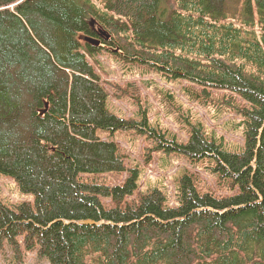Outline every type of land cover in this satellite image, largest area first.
<instances>
[{"label":"trees","instance_id":"16d2710c","mask_svg":"<svg viewBox=\"0 0 264 264\" xmlns=\"http://www.w3.org/2000/svg\"><path fill=\"white\" fill-rule=\"evenodd\" d=\"M103 51L230 93L240 153L195 127L167 149L211 159L231 196L201 194L187 176L174 208L158 193L122 207L137 172L114 188L79 179L124 172L120 146L96 132L135 127L101 106L87 58ZM0 175L34 197L0 204V250L38 246L49 264H264V0H0Z\"/></svg>","mask_w":264,"mask_h":264},{"label":"rangeland","instance_id":"374dc122","mask_svg":"<svg viewBox=\"0 0 264 264\" xmlns=\"http://www.w3.org/2000/svg\"><path fill=\"white\" fill-rule=\"evenodd\" d=\"M93 22L90 19V26L105 33L103 38L107 41V30ZM87 60L95 67L100 82L108 88V112L133 121L135 127L96 132L99 139L120 146L125 156L124 172L81 174L80 180L114 188L121 185L128 175L137 172V190L125 203L152 190H159L165 198V205L173 208L179 203L180 180L195 174L200 178L197 189L201 194L208 192L214 196H231L234 193L218 178L211 159L204 157L191 160L167 149L172 147L173 141L176 144L186 143L195 127L206 139L222 144L224 150L240 153L244 124L236 115L235 108L224 102V97L230 93H199V87L187 80L162 76L156 69L146 71L128 65L105 51ZM109 83L117 85L116 88L111 90ZM245 105L241 101V106ZM25 202L32 204L33 195L20 192L13 179L0 175V204L14 208ZM109 202V199L102 201L106 208H113V205H107ZM0 264L49 263L39 256L38 246L26 251L19 241V248L5 245L0 250Z\"/></svg>","mask_w":264,"mask_h":264},{"label":"bare ground","instance_id":"6f19581e","mask_svg":"<svg viewBox=\"0 0 264 264\" xmlns=\"http://www.w3.org/2000/svg\"><path fill=\"white\" fill-rule=\"evenodd\" d=\"M14 8H15V7H14ZM14 8H12V9H14ZM15 14H16V12H15ZM15 18L21 20L22 18H24V15L18 13L17 15H15ZM101 87H102V89H103L104 92H105V101H104V98H103V103H102L101 106H103V109H106V102H107V96H108V88H106L103 84L101 85ZM109 87H110L111 90H112L113 88H116V86H115L114 84H112V83H109ZM106 110H107V109H106ZM173 142H174V141H173ZM179 154H181V153H179ZM182 155H183V154H182ZM124 162H125V161H124ZM117 173H120V172H117ZM137 178H138V177H137ZM189 181H190V183L192 184V186H194V188L197 189V184L200 182V178H199V176H197L196 174H195V175H191V176L189 177ZM100 185H101V184H100ZM103 185H104V184H103ZM105 186H107V185H105ZM107 187H109V186H107ZM136 187H137V179H136ZM181 189H182V184L180 183V184H179V192L181 191ZM136 190H137V189L135 188V189H132L131 191H128V190H127L126 192H124V194H123V198H122V201H121V205H122V207H124V206L127 205V204H139L145 196H148V195L153 194V193H158V194L161 195L162 203H163V207H165V208H173V207H168V206L165 205V198H164L163 194H161V192H160L159 190H152L151 192H149V193H147V194H145V195L139 196L138 198H136V199L133 200L132 202H127V203H125V200H126L127 198L133 196L134 193L136 192ZM197 190H198V189H197ZM198 192H199V191H198ZM199 193H200V192H199ZM203 194H210V195H212L211 193H208V192H205V193H203ZM103 200H104V199H102V201H103Z\"/></svg>","mask_w":264,"mask_h":264},{"label":"water","instance_id":"95a60500","mask_svg":"<svg viewBox=\"0 0 264 264\" xmlns=\"http://www.w3.org/2000/svg\"><path fill=\"white\" fill-rule=\"evenodd\" d=\"M92 26V25H91ZM100 36L103 37L105 35V33H103L102 31H99ZM86 42H88L89 44L95 45V46H99V41L98 40H92V39H85Z\"/></svg>","mask_w":264,"mask_h":264}]
</instances>
